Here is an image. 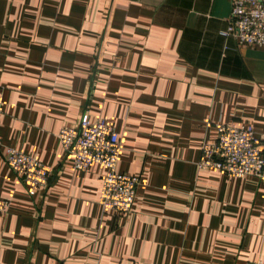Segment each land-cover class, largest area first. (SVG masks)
Returning <instances> with one entry per match:
<instances>
[{
    "label": "crops",
    "instance_id": "crops-1",
    "mask_svg": "<svg viewBox=\"0 0 264 264\" xmlns=\"http://www.w3.org/2000/svg\"><path fill=\"white\" fill-rule=\"evenodd\" d=\"M231 0H0V264H246L264 259V177L200 168L217 123L264 150V45L225 37ZM107 117L132 210L100 202L105 167L74 168L64 125ZM12 145L54 166L34 194Z\"/></svg>",
    "mask_w": 264,
    "mask_h": 264
},
{
    "label": "built area",
    "instance_id": "built-area-1",
    "mask_svg": "<svg viewBox=\"0 0 264 264\" xmlns=\"http://www.w3.org/2000/svg\"><path fill=\"white\" fill-rule=\"evenodd\" d=\"M231 3L227 27L221 31L223 36L232 37L241 45L263 46L264 0H231ZM3 104L4 93L0 85V123ZM216 127L218 138L215 142H203L197 165L234 177H264V151L255 128L251 124L224 123H217ZM58 137L63 148L71 152L75 169L88 171L96 163L105 167L100 196L103 207L129 213L140 178L118 171L123 145L116 126L107 117L92 121L89 113L85 112L78 123L64 125ZM5 157L31 194L48 185L54 172L53 165L12 145L5 146ZM10 204L9 199L0 198V211H6ZM246 264H264V259L251 260Z\"/></svg>",
    "mask_w": 264,
    "mask_h": 264
},
{
    "label": "trees",
    "instance_id": "trees-1",
    "mask_svg": "<svg viewBox=\"0 0 264 264\" xmlns=\"http://www.w3.org/2000/svg\"><path fill=\"white\" fill-rule=\"evenodd\" d=\"M264 151V150H263Z\"/></svg>",
    "mask_w": 264,
    "mask_h": 264
}]
</instances>
